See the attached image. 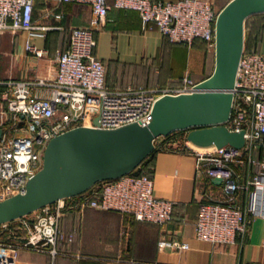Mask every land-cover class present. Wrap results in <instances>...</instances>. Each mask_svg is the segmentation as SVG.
I'll return each mask as SVG.
<instances>
[{
	"label": "built area",
	"instance_id": "built-area-1",
	"mask_svg": "<svg viewBox=\"0 0 264 264\" xmlns=\"http://www.w3.org/2000/svg\"><path fill=\"white\" fill-rule=\"evenodd\" d=\"M59 1L90 5L91 25L71 29L68 45L54 55L55 77L0 78V200L25 190L28 179L42 167L51 137L79 125L96 126L95 117L102 128L132 122L147 125L160 97L199 89L200 81L189 75L183 76L178 86L110 85L106 65L95 53V31L109 20V0ZM34 2L0 0V40L7 29L25 30L24 50L39 60L49 51L36 44L45 31L33 21ZM113 6L138 11L142 28L155 24L172 43L192 45L201 39L215 51L220 9L213 0H114ZM233 92L232 113L225 124L233 130H246L245 146L208 147L204 151L192 146L196 175L221 178L227 194L225 200L208 195V200L199 202L195 234L214 243L243 241L253 216L264 215V53L258 45H245ZM241 192L246 193V204L237 202ZM76 196L22 216L18 223L0 224V264H17L21 249L82 258L81 253L69 250L75 233H66L61 227L70 209L114 210L160 226L174 217V201L155 193L154 165L141 163L135 170L99 181ZM62 240H67L68 249L59 248ZM169 246L187 249L189 243L174 239Z\"/></svg>",
	"mask_w": 264,
	"mask_h": 264
},
{
	"label": "crops",
	"instance_id": "crops-1",
	"mask_svg": "<svg viewBox=\"0 0 264 264\" xmlns=\"http://www.w3.org/2000/svg\"><path fill=\"white\" fill-rule=\"evenodd\" d=\"M213 1L221 10L229 0ZM109 2L112 5L109 20L95 31V53L106 65L110 85L178 86L185 75L202 81L212 74L215 51L208 45L199 40L192 45L172 43L157 25L142 28L138 11L118 9L113 6L114 0ZM258 14L247 20L259 30V47L264 53V25ZM92 17V7L88 4L35 0L33 21L45 31L37 37L36 44L49 53L36 60L24 50L25 30H5L0 44L6 38L12 43L4 45V49L11 66L8 74L13 76H0L1 79L55 77L54 55L68 45L71 29L90 26ZM167 136L156 140L152 161L156 195L174 201V217L169 223L160 226L136 220L128 213L86 207L77 210L78 232L69 245V250L81 253L82 258L65 254L53 257L48 252L21 249L17 264H264V215L253 216L243 241L214 243L197 238L195 221L199 202L208 200V195L225 200L224 181L197 176L193 144L185 141L173 146L171 139L164 138ZM246 201V193H239L237 202L246 204ZM70 210L61 222L66 233L73 231L75 225V209ZM15 223L17 219L12 220ZM174 239L188 242L189 247H170ZM59 248L68 249L67 240H62Z\"/></svg>",
	"mask_w": 264,
	"mask_h": 264
},
{
	"label": "water",
	"instance_id": "water-1",
	"mask_svg": "<svg viewBox=\"0 0 264 264\" xmlns=\"http://www.w3.org/2000/svg\"><path fill=\"white\" fill-rule=\"evenodd\" d=\"M257 13H264V0H229L222 7L212 74L200 81L197 91L160 97L149 124L102 128L95 117L96 126L79 125L51 137L42 167L25 190L0 200V224L135 170L155 150L159 137L177 130H185L186 140L197 147H244L246 130H233L225 122L232 113L246 20ZM2 133L0 127V137Z\"/></svg>",
	"mask_w": 264,
	"mask_h": 264
},
{
	"label": "trees",
	"instance_id": "trees-1",
	"mask_svg": "<svg viewBox=\"0 0 264 264\" xmlns=\"http://www.w3.org/2000/svg\"><path fill=\"white\" fill-rule=\"evenodd\" d=\"M257 15V14H256ZM258 16L261 17L262 24L264 25V13H259ZM259 30L257 29V27L253 24L250 23L248 20L246 21V40H245V44L247 48H251L252 46H256V45H260L259 44ZM199 41L203 42L204 45L207 47V42L203 41L201 39H198ZM162 137V136H161ZM166 139H171L170 140V145H181L185 143V130H177L172 132L170 135H168L167 137H164ZM176 140V143H173L172 141ZM154 151L142 162V165L148 166V165H153V159H152V155H153ZM77 196H73L71 198H74ZM68 213H71V210L67 211ZM75 214V225L72 227L73 232L75 233V236L78 232V223H79V217L77 216V210L73 211ZM72 232V231H71Z\"/></svg>",
	"mask_w": 264,
	"mask_h": 264
},
{
	"label": "rangeland",
	"instance_id": "rangeland-1",
	"mask_svg": "<svg viewBox=\"0 0 264 264\" xmlns=\"http://www.w3.org/2000/svg\"><path fill=\"white\" fill-rule=\"evenodd\" d=\"M7 43L12 44L7 38L4 39V41L2 40V43L0 44V76H13L12 74H8L11 66L7 58L8 53L6 49H4V45ZM204 150L206 149L203 148L202 151Z\"/></svg>",
	"mask_w": 264,
	"mask_h": 264
}]
</instances>
